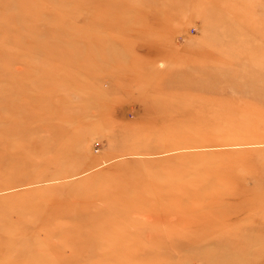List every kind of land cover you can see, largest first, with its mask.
<instances>
[{"label": "rangeland", "instance_id": "rangeland-1", "mask_svg": "<svg viewBox=\"0 0 264 264\" xmlns=\"http://www.w3.org/2000/svg\"><path fill=\"white\" fill-rule=\"evenodd\" d=\"M0 264H264V0H0Z\"/></svg>", "mask_w": 264, "mask_h": 264}]
</instances>
